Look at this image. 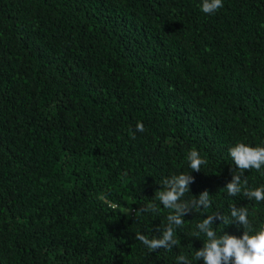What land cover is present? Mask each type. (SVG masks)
Masks as SVG:
<instances>
[{"label": "trees", "instance_id": "16d2710c", "mask_svg": "<svg viewBox=\"0 0 264 264\" xmlns=\"http://www.w3.org/2000/svg\"><path fill=\"white\" fill-rule=\"evenodd\" d=\"M199 4L0 0V264L193 255L206 213L184 217L170 251L135 235H160L168 210L143 209L163 178L191 171L192 148L206 164L186 198L208 190L209 215L246 206L251 226H264V201L224 189L236 170L228 148L264 143V0H223L211 15ZM242 179L264 185L255 169Z\"/></svg>", "mask_w": 264, "mask_h": 264}, {"label": "clouds", "instance_id": "9594fccd", "mask_svg": "<svg viewBox=\"0 0 264 264\" xmlns=\"http://www.w3.org/2000/svg\"><path fill=\"white\" fill-rule=\"evenodd\" d=\"M199 7L204 14L211 15L223 7V0H200ZM136 128L137 131H144L140 122ZM228 155L236 169L232 172L231 181L224 187L228 196L242 194L248 200L264 201V185L252 188L248 186L246 179H242L245 170L255 169L264 174V143L252 145L238 140L228 148ZM186 161L191 171H200L201 166L206 164L205 158L196 148L188 151ZM191 171L172 174L162 179L161 184H158L160 188L155 191L154 198L146 203L143 211L158 214L162 206L168 210L167 223L163 230L158 228L160 235L150 238L138 231L135 233L136 239L150 251H170L178 244L176 234L184 226V217L189 212H202L207 215L196 223L195 230L191 233L192 237L198 239L204 237L202 246L191 256H176L175 264H198L199 261L203 264H264V226L259 229L251 226L250 212L246 206L231 205L227 215L223 212L209 215L208 210L212 208L213 200L208 190L198 196L186 198V193H190L189 185L194 180ZM98 199L115 206L106 193L100 194ZM130 211V208H125L122 212ZM217 221L220 222L219 226L224 227H214ZM228 225L242 228V234L237 236L223 231Z\"/></svg>", "mask_w": 264, "mask_h": 264}]
</instances>
